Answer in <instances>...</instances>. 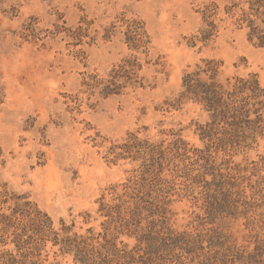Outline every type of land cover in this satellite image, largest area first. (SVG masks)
<instances>
[{
    "label": "rangeland",
    "instance_id": "374dc122",
    "mask_svg": "<svg viewBox=\"0 0 264 264\" xmlns=\"http://www.w3.org/2000/svg\"><path fill=\"white\" fill-rule=\"evenodd\" d=\"M213 2L0 0V263L264 264V46Z\"/></svg>",
    "mask_w": 264,
    "mask_h": 264
},
{
    "label": "trees",
    "instance_id": "16d2710c",
    "mask_svg": "<svg viewBox=\"0 0 264 264\" xmlns=\"http://www.w3.org/2000/svg\"><path fill=\"white\" fill-rule=\"evenodd\" d=\"M206 7L204 16L207 19V28L201 31L200 41L206 42L211 39L216 31V25L211 18L219 5L216 3L217 0ZM228 2L225 6L227 13L233 12L235 9L241 11V21L247 24L249 28L248 37L251 41L256 40V43L260 46H264V0H224ZM248 5L246 9L245 6ZM209 63L208 68L205 72H216V66ZM134 67L135 62L127 61L124 65L120 66L119 69L113 70L110 74V78L107 80H98L93 77L91 82H88L89 88L101 87L100 93L103 96H109L112 94H119L125 84H131L134 81ZM241 83L243 80L240 81ZM247 85V82L244 83ZM185 92L182 94L186 98L201 99L207 103V106L215 111L226 106L224 99V92L222 88L215 81L206 83L200 80V72L191 73L185 76L184 79ZM244 87V86H243ZM34 231L37 232V226L34 227ZM29 241L36 240L34 236H29ZM20 245L26 244V240L19 238ZM0 264H11L9 262L2 261Z\"/></svg>",
    "mask_w": 264,
    "mask_h": 264
}]
</instances>
